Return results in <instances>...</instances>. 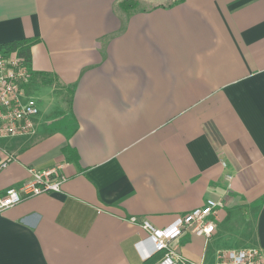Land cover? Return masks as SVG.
Listing matches in <instances>:
<instances>
[{
    "label": "crops",
    "instance_id": "1",
    "mask_svg": "<svg viewBox=\"0 0 264 264\" xmlns=\"http://www.w3.org/2000/svg\"><path fill=\"white\" fill-rule=\"evenodd\" d=\"M20 39L39 112L1 140L0 193L28 166L66 179L0 211V264H154L140 222L209 198L178 254L264 248V0H0V45Z\"/></svg>",
    "mask_w": 264,
    "mask_h": 264
},
{
    "label": "built area",
    "instance_id": "2",
    "mask_svg": "<svg viewBox=\"0 0 264 264\" xmlns=\"http://www.w3.org/2000/svg\"><path fill=\"white\" fill-rule=\"evenodd\" d=\"M31 72L17 50L0 49V171L15 160L14 155L4 149L2 139L25 137L35 131V117L38 115L36 98L28 94L26 85ZM27 177L17 187H9L0 193V211L18 204L22 195L27 197L42 193L60 191L66 176L62 165L56 164L47 169L34 166L26 167ZM231 176H227L230 180ZM221 203L207 199L203 205L188 213L177 216L164 228H157L148 220H142L140 226L148 233L147 239L152 252L161 253L154 264H200L186 260L176 252L172 242L184 231L195 235L209 236L215 229V223L209 219ZM216 264H264V248L248 247L220 250Z\"/></svg>",
    "mask_w": 264,
    "mask_h": 264
},
{
    "label": "trees",
    "instance_id": "3",
    "mask_svg": "<svg viewBox=\"0 0 264 264\" xmlns=\"http://www.w3.org/2000/svg\"><path fill=\"white\" fill-rule=\"evenodd\" d=\"M121 6L126 9L129 6L126 4V2H122ZM0 49H4L6 51H12V50H17V53L19 55V57H21V59L24 62H30V43L27 40L24 39H20V40H14V41H10L4 44L0 45Z\"/></svg>",
    "mask_w": 264,
    "mask_h": 264
},
{
    "label": "rangeland",
    "instance_id": "4",
    "mask_svg": "<svg viewBox=\"0 0 264 264\" xmlns=\"http://www.w3.org/2000/svg\"><path fill=\"white\" fill-rule=\"evenodd\" d=\"M44 98V97H43ZM249 233H251V230H250V232Z\"/></svg>",
    "mask_w": 264,
    "mask_h": 264
}]
</instances>
